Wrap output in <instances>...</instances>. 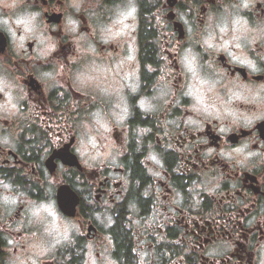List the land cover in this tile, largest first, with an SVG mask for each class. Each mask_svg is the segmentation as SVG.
<instances>
[{
    "label": "flooded vegetation",
    "instance_id": "obj_1",
    "mask_svg": "<svg viewBox=\"0 0 264 264\" xmlns=\"http://www.w3.org/2000/svg\"><path fill=\"white\" fill-rule=\"evenodd\" d=\"M125 2L0 0V264H264V0Z\"/></svg>",
    "mask_w": 264,
    "mask_h": 264
},
{
    "label": "clouds",
    "instance_id": "obj_2",
    "mask_svg": "<svg viewBox=\"0 0 264 264\" xmlns=\"http://www.w3.org/2000/svg\"><path fill=\"white\" fill-rule=\"evenodd\" d=\"M137 13H138V6H137L136 0H126V2L120 8L117 9L116 16H115V18L113 20V22L115 24L123 25V28L121 29V32L115 33L114 35H117V36L118 35H121L124 29L134 30ZM220 31L221 32H225V29L224 28H221ZM21 39H23V38H21ZM44 39H45L44 37H41V41L42 42H43ZM237 39H238V37H233L232 38V41L237 40ZM206 43L210 47L213 46L212 40H211L210 37L206 40ZM215 47L216 48H226L227 47V42H225L222 45H218V46L215 45ZM236 47H240L239 43L236 44ZM51 50H52V46L51 45H48V47L46 49H44V50L41 51V55L42 56H47ZM234 58H236V57H234ZM248 62L251 63V61H248ZM44 75L51 76V73H45ZM76 79L77 80L80 79V74L79 73L76 74ZM11 99L12 98L9 97V102H11ZM197 99L200 100L201 103L203 102L202 101V97L198 96ZM12 106L15 107L14 104ZM205 110H207V108ZM4 143L5 144H9V146H11L10 140H9V137L8 136H5L4 137ZM88 143L91 144V146H92L93 149H97V144H96L95 138L90 139L88 141ZM234 151L240 152L241 149L240 148H236ZM102 155H107V154L106 153L105 154H102L97 149L96 150V153L92 157V159H96L97 157H100ZM225 155H229V154L228 153H225ZM110 226H111L110 224L105 225V227H110ZM75 229H76V226L74 224H70L69 225V228L65 231L62 239L67 240L69 238V231L75 230ZM57 243H59V241H57ZM140 264H143V256H141V262H140Z\"/></svg>",
    "mask_w": 264,
    "mask_h": 264
},
{
    "label": "water",
    "instance_id": "obj_3",
    "mask_svg": "<svg viewBox=\"0 0 264 264\" xmlns=\"http://www.w3.org/2000/svg\"><path fill=\"white\" fill-rule=\"evenodd\" d=\"M60 208L64 213H67V207L64 202H59Z\"/></svg>",
    "mask_w": 264,
    "mask_h": 264
},
{
    "label": "rangeland",
    "instance_id": "obj_4",
    "mask_svg": "<svg viewBox=\"0 0 264 264\" xmlns=\"http://www.w3.org/2000/svg\"><path fill=\"white\" fill-rule=\"evenodd\" d=\"M53 219V216H52V214H51V216H50V219L49 220H52Z\"/></svg>",
    "mask_w": 264,
    "mask_h": 264
}]
</instances>
